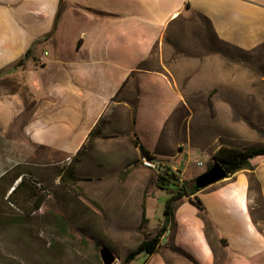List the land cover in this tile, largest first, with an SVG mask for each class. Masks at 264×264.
I'll return each mask as SVG.
<instances>
[{"label":"crops","instance_id":"crops-1","mask_svg":"<svg viewBox=\"0 0 264 264\" xmlns=\"http://www.w3.org/2000/svg\"><path fill=\"white\" fill-rule=\"evenodd\" d=\"M31 1L0 0V76L8 73L2 79L16 81L27 92H9L0 99L14 103L13 123L25 142L47 151L44 166L56 168V184L78 194L81 205L89 208L92 202L83 192L98 183L95 200L103 199L105 214L118 222L144 183L141 217L125 229L138 236L134 251L163 226L164 218L153 221L152 188L166 190L153 170L135 164L142 155L135 136L151 154L175 165L193 154L182 141L166 143L175 132L173 127L167 134L172 115L189 103L177 75L170 67L168 72L154 67L153 54L158 50L164 61L179 44H193L195 26L217 46L264 55V0H70L76 8L72 21L67 9H58V0ZM60 10L55 33L38 45L36 58L11 69L36 39L54 29ZM222 104L229 111H247L253 126L235 121V112L227 114L232 121L213 143L200 145L202 153L212 156L224 145L243 149L263 139V102ZM155 107L161 109L160 118L146 123L145 110ZM128 145L135 147L134 155ZM251 163L253 168L178 200L154 252L142 251L125 263L132 251L122 258L110 248L115 264H134L140 257L143 264H264V155ZM68 169L85 178L64 181ZM183 172L187 181L199 177H187L186 167ZM144 213L147 229L139 230ZM87 215L92 217V211Z\"/></svg>","mask_w":264,"mask_h":264},{"label":"rangeland","instance_id":"rangeland-1","mask_svg":"<svg viewBox=\"0 0 264 264\" xmlns=\"http://www.w3.org/2000/svg\"><path fill=\"white\" fill-rule=\"evenodd\" d=\"M36 1L31 2L35 4ZM58 1V9H67L68 21H72L71 9L76 8L70 0ZM184 25L182 23L183 29ZM210 42L212 45L208 46ZM192 43L190 46L179 44L176 53L171 58L167 55L164 61L156 50L152 62L154 67L164 72H168L169 67L173 70L189 103L187 107H191L188 109L180 104V109L172 115L167 134L173 127L175 132L166 142L172 145L182 141V147L193 149V154L186 157L182 165L175 162L181 171L186 167L187 177L190 174L200 176L216 163L215 154L209 156L202 153L200 145L211 144L218 138L220 130L232 121L230 118L228 122L227 114L235 112V121H242L244 127L253 126L244 115L247 111L226 110L223 102L264 103V55L236 51L225 45L217 46L211 38L207 39L200 27L195 26ZM6 74L0 76V96L17 90L27 94L16 81L2 79ZM30 103L28 98V106ZM14 109L11 100L6 97L0 99V264H103L100 258L103 246L114 248L125 258L129 251L135 249L138 238L136 233L129 235L125 229L137 224L141 217L139 202L144 183L141 182L140 190L138 188L135 202L125 208L122 215L120 213L118 222L110 220V216L105 214L103 199L95 200L97 190L101 189L98 183H92V191L83 192L97 206L90 202L89 208L81 205L78 194L62 184H56V168L52 171L44 166L42 157L47 156V151L40 147L33 150L31 143L25 142L20 127L13 123ZM145 111L146 123L152 124L160 118L161 109L158 107ZM123 121L126 122L125 119ZM255 141L249 144L264 145V137ZM244 146L243 149L252 147ZM135 151V147L128 145L130 155H134ZM197 160L203 165H197ZM137 161L135 164H138ZM22 176L27 180L31 177L40 181L47 192L34 187L29 180L12 198L13 203L9 194ZM152 189L156 201L151 208L155 222V219L165 218L166 199L170 194L157 186ZM254 194L257 197L256 191ZM39 198H44L43 206L35 210V201ZM118 207L120 210V203ZM91 211L92 217L87 215ZM146 226L147 223H144L139 230L147 229ZM144 262L145 259L140 257L134 264Z\"/></svg>","mask_w":264,"mask_h":264},{"label":"trees","instance_id":"trees-1","mask_svg":"<svg viewBox=\"0 0 264 264\" xmlns=\"http://www.w3.org/2000/svg\"><path fill=\"white\" fill-rule=\"evenodd\" d=\"M60 15L61 10L58 12L54 29L49 34L36 39L26 51L24 56L19 59L18 62H16L11 67V69L21 67L25 65L30 59L36 58L38 45L54 35ZM94 134L95 132L92 131L90 136V143ZM134 142L140 146L142 155H151V153L141 142L139 136H135ZM260 155H264V145L252 146L244 149L224 145L220 147V149L216 152V154L214 155V159L224 167V169L228 173V176H230L231 174L241 169L253 168L251 160ZM211 167L212 166H210L209 169ZM62 178L66 182H71L74 180L79 181L81 179H84L85 177L77 175L73 169H68V171H66V174L62 175ZM27 181H29V179L27 180V177L22 176L19 183L13 187L12 191L9 194V198L13 203H15V201L12 198L19 192L20 188L27 183ZM157 183L159 184V186L166 189L170 193V196L166 200V206L164 210V224L155 235H147L140 246L136 250L128 254L125 263L129 262L142 251L154 252L160 242L161 236L167 229L168 223L171 221V219H173L175 203L185 196H194L198 191L201 190L197 188L195 179L191 181H181L179 175L175 174L174 172H168L164 175H159L157 178ZM34 187L36 186L34 185ZM43 200L44 198H39L35 201V210H38L42 207ZM194 202L201 208H204L202 200L197 196L194 197ZM18 207L20 206L18 205ZM146 221V215L144 213L142 225H144Z\"/></svg>","mask_w":264,"mask_h":264},{"label":"built area","instance_id":"built-area-1","mask_svg":"<svg viewBox=\"0 0 264 264\" xmlns=\"http://www.w3.org/2000/svg\"><path fill=\"white\" fill-rule=\"evenodd\" d=\"M138 164L151 169L157 173V175H164L168 172H174L175 174L179 175L180 180H184V172L181 171L177 165L172 164L170 161L166 160L164 157H160L157 155L151 154L148 155H141V157L138 159ZM198 165H203L202 161H198ZM22 177H20L19 180H21ZM28 179L34 184L38 189H41L44 193L47 192L44 185L37 181L36 179H31V177H28Z\"/></svg>","mask_w":264,"mask_h":264},{"label":"water","instance_id":"water-1","mask_svg":"<svg viewBox=\"0 0 264 264\" xmlns=\"http://www.w3.org/2000/svg\"><path fill=\"white\" fill-rule=\"evenodd\" d=\"M226 177L228 173L219 162H216L208 171L197 177L195 183L198 189H203ZM100 258L103 264H115L117 261L116 255L106 246L100 249Z\"/></svg>","mask_w":264,"mask_h":264}]
</instances>
